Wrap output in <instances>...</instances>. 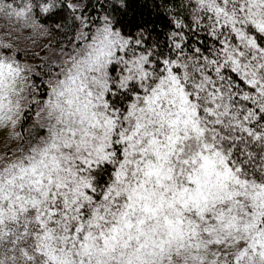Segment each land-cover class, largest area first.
Returning a JSON list of instances; mask_svg holds the SVG:
<instances>
[{
  "label": "snow or ice",
  "instance_id": "snow-or-ice-1",
  "mask_svg": "<svg viewBox=\"0 0 264 264\" xmlns=\"http://www.w3.org/2000/svg\"><path fill=\"white\" fill-rule=\"evenodd\" d=\"M0 20L53 48L31 65L0 37V264H264V0H0Z\"/></svg>",
  "mask_w": 264,
  "mask_h": 264
},
{
  "label": "trees",
  "instance_id": "trees-1",
  "mask_svg": "<svg viewBox=\"0 0 264 264\" xmlns=\"http://www.w3.org/2000/svg\"><path fill=\"white\" fill-rule=\"evenodd\" d=\"M89 11L91 12V9H89ZM47 22L54 25L57 22V19H49ZM14 33H16L15 25L9 27L7 21L0 20V37L4 38L6 42L13 44L23 62L34 59V56L37 53L46 52L45 45L48 44L49 39H52L51 37L45 39L39 35L30 34L28 31H19L18 34ZM72 35L73 28L69 24L64 31L55 35L53 46L61 47L63 45L68 49H71L72 45L68 44V39Z\"/></svg>",
  "mask_w": 264,
  "mask_h": 264
},
{
  "label": "rangeland",
  "instance_id": "rangeland-1",
  "mask_svg": "<svg viewBox=\"0 0 264 264\" xmlns=\"http://www.w3.org/2000/svg\"><path fill=\"white\" fill-rule=\"evenodd\" d=\"M57 51L59 50L60 47L53 46ZM52 51L53 48L49 47L46 52L44 53H37L34 56V59L31 60H26L24 61L27 64L31 65H41L42 63L46 62L51 56H52ZM19 131V129H17ZM11 135H12V129H0V149H9V148H14L16 145L13 143L11 140ZM16 143H19L17 141Z\"/></svg>",
  "mask_w": 264,
  "mask_h": 264
}]
</instances>
